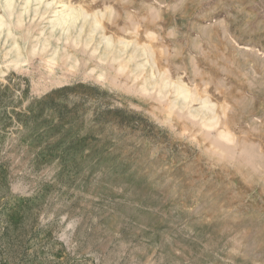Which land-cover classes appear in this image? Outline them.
Wrapping results in <instances>:
<instances>
[{
    "label": "rangeland",
    "instance_id": "374dc122",
    "mask_svg": "<svg viewBox=\"0 0 264 264\" xmlns=\"http://www.w3.org/2000/svg\"><path fill=\"white\" fill-rule=\"evenodd\" d=\"M64 1L148 66L1 67L0 264H264V0Z\"/></svg>",
    "mask_w": 264,
    "mask_h": 264
},
{
    "label": "bare ground",
    "instance_id": "6f19581e",
    "mask_svg": "<svg viewBox=\"0 0 264 264\" xmlns=\"http://www.w3.org/2000/svg\"><path fill=\"white\" fill-rule=\"evenodd\" d=\"M98 15L99 13H90V11H85L81 7H74L64 0H0V75L3 74L1 71L2 66L7 70L10 67L20 68L28 62L29 54L35 55L36 52H50V55L47 54L46 63L51 68L56 65L58 58L61 57L69 59V65L76 63L77 60L73 59L74 57L70 52L65 51L69 47L71 50L74 49V51H71L72 53L78 52V49L88 50L91 55L99 52L97 54L98 59L103 62L108 61V59L112 62L119 61L117 68L122 72L133 65L131 73H135V77H138L147 65V61H135L136 58L140 57L137 56V52L141 50L139 49L140 46L134 42L132 52L127 55V58L122 59L127 53L129 41L119 40L117 42L120 48L114 47L111 37H107L102 32ZM100 16L102 18L104 15L100 13ZM34 27H38V30L32 34ZM62 51L67 54L61 56ZM69 67L73 68L71 65ZM99 76L102 77L101 74ZM141 76H143L142 88L144 92L148 91L149 79H153V74H151V78ZM153 80L155 81L156 78ZM181 81H173L169 77H164L160 79L159 83L154 82V86H157L158 83L157 94L159 97H166L167 88L174 90L175 97L168 107L186 108L188 114L194 119L199 116L202 110L212 112L208 100H199L200 108L190 107V98L194 91H192V94L191 89L189 90V87ZM194 101L198 100L194 99ZM201 114L205 116L203 112ZM212 120L214 121V118ZM205 126L210 127L211 125ZM218 136L221 139H228V134L222 131L218 133Z\"/></svg>",
    "mask_w": 264,
    "mask_h": 264
}]
</instances>
